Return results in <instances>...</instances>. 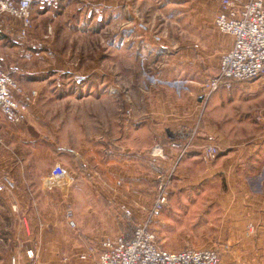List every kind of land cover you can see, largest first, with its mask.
Returning a JSON list of instances; mask_svg holds the SVG:
<instances>
[{"label": "crops", "instance_id": "crops-1", "mask_svg": "<svg viewBox=\"0 0 264 264\" xmlns=\"http://www.w3.org/2000/svg\"><path fill=\"white\" fill-rule=\"evenodd\" d=\"M79 1L93 5L100 15L122 6L120 0ZM173 1L186 16L182 35L158 48L160 54L176 55L172 60H151L149 94L141 91L140 72L132 74L128 85L118 74L115 90L108 89L113 76L100 61L83 73L51 68L54 79L69 73L77 81L73 94L51 90L49 77L39 76L48 70L42 63L33 78L31 72L23 73L25 84L34 85L38 96L21 123L1 116V137L16 152L0 155V175L10 176L16 188L11 195H0V264H8L11 255L24 258L21 264H32L29 250L37 256L34 264H59L60 257L79 259L91 242L118 236L121 208L150 189L153 199L156 181L148 166L152 148L166 145L170 134L184 126L214 136L219 156L206 163L205 140L195 144L177 169L169 209L184 208L187 199L201 202L196 208L217 210V232L202 231L207 241L200 249L228 245L221 264H264V121L256 122L253 114L264 106L257 97L264 78L204 98L203 86L217 73L233 39L215 28L220 0ZM48 99L54 100L52 106L45 103ZM58 162L69 164L73 186L68 212L78 229L86 230L72 237L60 234L61 190L46 185ZM248 225L255 230L251 236L246 235ZM78 259L72 263L92 264Z\"/></svg>", "mask_w": 264, "mask_h": 264}, {"label": "rangeland", "instance_id": "rangeland-1", "mask_svg": "<svg viewBox=\"0 0 264 264\" xmlns=\"http://www.w3.org/2000/svg\"><path fill=\"white\" fill-rule=\"evenodd\" d=\"M120 1L122 3L121 7L116 10L101 11L102 15H100V11L96 10L93 5L85 4L79 0H57L56 3L49 0L45 3H41L40 0L39 2L33 0L34 25L27 37L20 38L18 33L20 22L18 20L8 18L2 22L0 21V57L4 69L13 76L26 92H38V89L33 87L34 85L27 84L32 88L25 87L27 85L23 80V73L31 72L33 74L31 78H33L36 74L37 65L42 63L45 68L48 67V70L39 76L49 77L47 81L49 88L54 91L59 90V93L61 92V95H64L66 93L73 94L71 89L78 83L71 78L69 73H63L60 77L54 79L53 74L55 71H52V67L64 70L66 68L63 66H66L69 69L76 70L77 73H83L88 66L94 65L95 61H100L105 66L107 73L113 76V81L109 83L107 81L108 89L112 87V90H115V81L118 74L120 75L118 76L119 81L123 76V84L128 85L132 74L136 75L140 72L141 91L144 94H149L151 90V60H159L160 58H162L161 60H172L173 56H176L172 53L160 54L158 48L163 45L164 41H170L174 38L178 41V38L182 35L180 27L185 23L186 16L179 9L181 6L173 0ZM141 25L146 26L147 31L143 30ZM177 28L179 29L178 34L175 33ZM154 35L161 38L160 43L154 42ZM197 47L195 46V48ZM182 49H177V52ZM261 78H264V76ZM224 91V89L220 90L216 94ZM59 93H57L58 100L61 96ZM259 96L263 98L261 105H264V88L257 94V97ZM53 101V99H48L45 103L52 106ZM255 103V101H251V104ZM256 105L260 106L259 103ZM263 108H259L255 112ZM1 139L0 155L4 151L6 153L16 152L10 150L2 137ZM58 163L62 164L69 173L67 162ZM156 185L155 183V187ZM72 186L70 178L66 186L67 192L65 190L66 193H62L61 191V198H59L62 203L60 208V234L66 237L78 235L80 229L86 231L84 226H79L78 229L75 220L73 218L69 219L67 215L70 209L66 205L69 203V190ZM155 193L154 191L152 201L150 189L141 194L143 196L138 202L128 205L138 220H143L149 215ZM171 193L166 206L155 217L154 229L156 230L158 243L163 248L165 247L171 251L186 248L200 249L207 241L202 237L201 232H206L207 235H213L217 232L219 221V216L215 214L217 210L211 208L204 210L201 206L196 208V205H200L201 202H190L187 199H184V208L169 209ZM98 211L96 209V212ZM112 213L119 221L117 218L119 214H114V210H112ZM212 213L213 218L211 217ZM96 216H98L97 213ZM70 221L75 222V227L70 224ZM119 224L120 233L131 230V227L123 221ZM209 239L211 240L212 237ZM226 247L227 249H225ZM216 250H219L222 259L223 254L229 251V246L224 245L221 249ZM13 257L7 258L8 264H12ZM19 258L18 264H21L24 258ZM36 259L37 256L33 260L29 259V261L34 264ZM59 259L63 262L60 263L59 261V264H65L64 261L73 264V259L77 260L78 257L68 256Z\"/></svg>", "mask_w": 264, "mask_h": 264}, {"label": "built area", "instance_id": "built-area-1", "mask_svg": "<svg viewBox=\"0 0 264 264\" xmlns=\"http://www.w3.org/2000/svg\"><path fill=\"white\" fill-rule=\"evenodd\" d=\"M14 18L21 23L20 38L28 36L34 25L33 0H0V20ZM143 30L147 27L141 25ZM215 28L233 39L231 48L221 58L218 71L209 77L203 86L204 98H210L220 90L229 91L237 84H246L264 76V0H220L215 17ZM155 43L161 38L154 35ZM38 96L37 91L26 92L7 72L0 57V122L1 116L15 124L22 121L23 114ZM256 122L264 121V108L255 113ZM205 140L203 160L215 162L219 156L214 136L204 134L199 127H181L170 134L167 144H156L149 156L148 166L155 177V197L149 215L138 220L130 207L123 206L120 217L131 230L114 238L86 245L80 260H91L92 264H221L219 250L186 248L171 251L158 243L154 229L155 217L166 206L179 165L189 156L199 140ZM2 142L0 134V143ZM69 173L60 163L54 165L46 180L49 188H59L66 193ZM16 188L8 175H0V195H11ZM66 190V192H65ZM68 218L72 213L68 212ZM75 227V223L70 221ZM125 226V225H124ZM254 234V227H246V235ZM227 249V247L225 248ZM27 259L33 260V250L26 252ZM20 256H14L12 264H18Z\"/></svg>", "mask_w": 264, "mask_h": 264}, {"label": "trees", "instance_id": "trees-1", "mask_svg": "<svg viewBox=\"0 0 264 264\" xmlns=\"http://www.w3.org/2000/svg\"><path fill=\"white\" fill-rule=\"evenodd\" d=\"M8 18H11V17H7V18H5V19H8ZM5 19H2V20H0V21L2 22V21H4ZM20 27H21V23H20V25H19V28H18V29H20ZM18 31H19V30H18ZM18 33H19V32H18ZM91 243H92V242H91ZM11 256H13V255H11ZM11 256H10V257H11Z\"/></svg>", "mask_w": 264, "mask_h": 264}]
</instances>
